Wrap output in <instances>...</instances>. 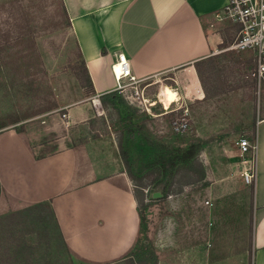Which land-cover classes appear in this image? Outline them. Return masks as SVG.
<instances>
[{
    "label": "rangeland",
    "instance_id": "obj_1",
    "mask_svg": "<svg viewBox=\"0 0 264 264\" xmlns=\"http://www.w3.org/2000/svg\"><path fill=\"white\" fill-rule=\"evenodd\" d=\"M70 26L65 0H0V127L26 133L37 154L83 145L90 159L123 169L143 230L127 254L90 263L64 245L46 206L26 203L0 213V264H253V182L241 178L237 140L253 138L264 103L245 76L249 52L222 50L200 61V99L166 106L153 95L175 85L161 74L143 88L147 110L121 92L124 106L113 107L77 78L81 58ZM208 27L221 33L219 49L236 30L226 20Z\"/></svg>",
    "mask_w": 264,
    "mask_h": 264
},
{
    "label": "crops",
    "instance_id": "obj_2",
    "mask_svg": "<svg viewBox=\"0 0 264 264\" xmlns=\"http://www.w3.org/2000/svg\"><path fill=\"white\" fill-rule=\"evenodd\" d=\"M65 3L94 95L116 89L111 65L118 53H124L145 89H152L161 74H170L163 79L175 85L170 86L177 93L174 101L203 96L193 62L212 54L222 41L221 33H212L208 25L225 0ZM153 96L160 99V95ZM72 112L69 116H74ZM26 136L13 126L0 128V213L48 201L64 243L78 257L101 263L130 252L138 237L140 214L124 170H111L90 159L83 145L37 154ZM253 137L251 243L253 264H264V115L257 118Z\"/></svg>",
    "mask_w": 264,
    "mask_h": 264
},
{
    "label": "built area",
    "instance_id": "obj_3",
    "mask_svg": "<svg viewBox=\"0 0 264 264\" xmlns=\"http://www.w3.org/2000/svg\"><path fill=\"white\" fill-rule=\"evenodd\" d=\"M216 21H228L235 26L234 36L225 49L215 47L212 53L222 50L247 51L251 56V65L245 76L253 82L258 101L264 103V0H225L224 5L212 13ZM219 43H222L220 40ZM117 65V72L114 66ZM116 89L123 93L129 103L140 107L145 105L143 88L132 74L129 60L124 53H118L111 65ZM95 100L99 101L96 97ZM152 104V102H148ZM145 109L148 106L145 105ZM239 152L244 156L241 178L251 184L254 180V137H240L237 140Z\"/></svg>",
    "mask_w": 264,
    "mask_h": 264
},
{
    "label": "trees",
    "instance_id": "obj_4",
    "mask_svg": "<svg viewBox=\"0 0 264 264\" xmlns=\"http://www.w3.org/2000/svg\"><path fill=\"white\" fill-rule=\"evenodd\" d=\"M78 55L80 56L81 61H80V65L77 66V70H75V74H76L77 78L80 80L81 85L86 89V91L89 92V93H93L94 94L95 91H94V88H93L92 80H91V77H90L89 72L87 70L86 64H85L84 60L82 59V57L80 55L79 48H78ZM206 57H210V55H208ZM206 57L200 58V59L195 60L193 62V65H194V67L196 69V72H197L199 80H200V77H199V67L198 66H199L200 61H202ZM94 96H96L100 100V102H102V103L106 102V101H109L113 105V107H116V106L118 107V106H120L119 104L124 106L122 98L120 97L119 91L117 89L106 91V92H104L102 94H99V95L95 94ZM0 126H1V123H0ZM0 128H2V127H0ZM201 145H203V144H201V143L199 144L198 143V144L190 145V147L187 148V153L189 152L191 154V156H192V154L196 153L201 148ZM121 158L123 159V163L125 165H127L128 164L127 157H125V155H122ZM187 158H189V156L187 154H185L183 156V159L186 160ZM203 176H204V172H203V170H201L200 178H203ZM44 206H46L49 209L50 213L52 214V216L54 218V214L52 212L50 203L48 201H40V202H36V203L30 205V207H32L33 209H37V208L44 207ZM39 218H41L40 215H39ZM54 220H55V218H54ZM55 225H56V228H57L58 237L64 243V240L62 238L59 226L56 223V221H55ZM142 230H143V223H142V217L140 216L138 235H139L140 231H142ZM64 245L66 246L65 243H64Z\"/></svg>",
    "mask_w": 264,
    "mask_h": 264
},
{
    "label": "bare ground",
    "instance_id": "obj_5",
    "mask_svg": "<svg viewBox=\"0 0 264 264\" xmlns=\"http://www.w3.org/2000/svg\"><path fill=\"white\" fill-rule=\"evenodd\" d=\"M115 71L117 72V65L114 66ZM177 93L176 91L170 86H162L160 92V99H162L163 103L168 106L172 101L176 100ZM154 103V101L152 102Z\"/></svg>",
    "mask_w": 264,
    "mask_h": 264
},
{
    "label": "water",
    "instance_id": "obj_6",
    "mask_svg": "<svg viewBox=\"0 0 264 264\" xmlns=\"http://www.w3.org/2000/svg\"><path fill=\"white\" fill-rule=\"evenodd\" d=\"M153 196H155V197L156 196H160V193L156 191V192L153 193Z\"/></svg>",
    "mask_w": 264,
    "mask_h": 264
}]
</instances>
